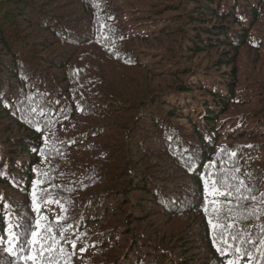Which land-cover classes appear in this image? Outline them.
Listing matches in <instances>:
<instances>
[{
	"label": "trees",
	"instance_id": "1",
	"mask_svg": "<svg viewBox=\"0 0 264 264\" xmlns=\"http://www.w3.org/2000/svg\"><path fill=\"white\" fill-rule=\"evenodd\" d=\"M178 2L0 0V264L37 220L38 264H264V76L236 75L261 71L264 0ZM172 11L180 55L222 62L156 91L179 71L133 44Z\"/></svg>",
	"mask_w": 264,
	"mask_h": 264
},
{
	"label": "rangeland",
	"instance_id": "2",
	"mask_svg": "<svg viewBox=\"0 0 264 264\" xmlns=\"http://www.w3.org/2000/svg\"><path fill=\"white\" fill-rule=\"evenodd\" d=\"M6 4H11L13 0H5ZM155 1V0H152ZM171 8L173 9H178L179 8V0H164ZM188 0H184V3L186 4ZM151 5V3H148ZM187 5V4H186ZM179 13L183 12H177V11H172L171 12V18H164L163 22H158L155 25V28H153V33L155 35L154 39H150L144 43H137L136 45L133 44L134 48H137L142 51V53L146 56V58H151V62L156 63L154 66V69H160L161 71L157 72L156 74L163 75L169 70L171 71H179V75L175 74V77L171 76H161L160 79H154L151 82V86L156 88V91L159 90H165L167 89L173 82L178 83L184 80L186 73L183 71H188V74H190L192 71H201L203 68L207 65H218L222 61H218L217 55L221 54L220 51H218L217 55H212L211 57L209 55H206V52H202L199 54H194L193 52L190 53H185L184 56L183 54L180 55V48L178 49L179 46H177L174 41L175 40H180V34L176 33L174 31H170L168 27H171L172 29H176L179 23L175 22H169V20H178L180 17H173ZM181 25L183 24V27H188L189 26V21L186 20V17L182 14L181 19H180ZM169 50H171L174 53V56L171 57L169 54ZM260 58L256 59V62L259 64H255L256 68H260L259 74L256 71L254 74H247L246 69L247 68H252V64H250L249 61V56H244L243 60L241 61V68L237 69V77L239 78H248L252 80V82H256V76L257 77H263L264 76V51L261 53ZM212 59V60H211ZM221 60V59H220ZM147 61L144 62L146 64ZM165 65L173 66V68L167 69L164 68ZM176 70V66H178ZM215 69L217 67H214ZM213 71H221L225 70L227 72H230L232 69V64L226 66V67H219L218 69H214ZM184 69V70H183ZM263 75V76H261ZM246 83V81L244 82ZM185 87V84L183 85Z\"/></svg>",
	"mask_w": 264,
	"mask_h": 264
},
{
	"label": "snow or ice",
	"instance_id": "3",
	"mask_svg": "<svg viewBox=\"0 0 264 264\" xmlns=\"http://www.w3.org/2000/svg\"><path fill=\"white\" fill-rule=\"evenodd\" d=\"M218 182V180H217ZM241 185H243V181L239 182ZM213 191H215L216 189L213 188ZM237 193H240V188L236 189ZM225 195H231V192H227L225 193ZM32 198H33V205L34 208L37 207L36 201H37V194L35 191V186H34V190L32 193ZM245 199H248V197H244ZM252 199H255V197H251ZM210 223H212L210 221ZM213 228H216V225L213 224L212 225ZM14 225L11 223V220L9 218V232H8V245L9 247L6 249V251L11 254L13 251H15V247H14V241L17 240V234L14 232ZM224 226H221V228L223 229ZM228 228H231L232 225H227ZM42 225L41 222L39 220L36 221V225H35V230H33L31 232V240H30V251L28 255H25L24 257H22L21 259L25 262V264H38V261L41 260V258L44 256L45 254V248H44V238L42 236ZM224 235L225 232L222 230L220 233H218V238L220 240V242L222 243H226V241L224 240ZM233 239H235V237H232ZM217 239V237H214V242ZM50 250V249H49ZM221 250V249H218Z\"/></svg>",
	"mask_w": 264,
	"mask_h": 264
}]
</instances>
